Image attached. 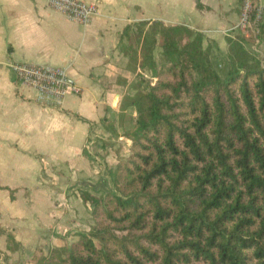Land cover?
Wrapping results in <instances>:
<instances>
[{
    "label": "trees",
    "instance_id": "obj_1",
    "mask_svg": "<svg viewBox=\"0 0 264 264\" xmlns=\"http://www.w3.org/2000/svg\"><path fill=\"white\" fill-rule=\"evenodd\" d=\"M244 41L225 38L218 68L217 45L195 29L148 21L123 29L118 49L135 77L117 119L128 153L108 171L111 189L80 191L89 230L27 262L264 264V67ZM0 236L7 253L21 251L11 231Z\"/></svg>",
    "mask_w": 264,
    "mask_h": 264
},
{
    "label": "crops",
    "instance_id": "obj_2",
    "mask_svg": "<svg viewBox=\"0 0 264 264\" xmlns=\"http://www.w3.org/2000/svg\"><path fill=\"white\" fill-rule=\"evenodd\" d=\"M77 1L97 7L86 25L51 10L47 0H0V188L13 191L11 199L9 190H0L8 202L0 228L22 246L8 254L0 236V252L14 264H32L27 260L36 249L70 244L92 225L90 207L76 190L105 187L99 183L101 169L84 151L91 129L119 115L134 76L118 49L123 29L139 21L183 25L226 53L225 38L240 5V0H199L202 8L196 0ZM14 63L65 68L81 92L67 95L60 107H41L35 91L16 81Z\"/></svg>",
    "mask_w": 264,
    "mask_h": 264
},
{
    "label": "built area",
    "instance_id": "obj_3",
    "mask_svg": "<svg viewBox=\"0 0 264 264\" xmlns=\"http://www.w3.org/2000/svg\"><path fill=\"white\" fill-rule=\"evenodd\" d=\"M47 6L82 25L88 24L97 13L95 4L77 0H47ZM263 20L264 0H240L238 20L228 35H250L256 39L257 26ZM11 69L18 83L35 91L34 101L41 107H60L67 95H78L81 92L65 68L14 63Z\"/></svg>",
    "mask_w": 264,
    "mask_h": 264
},
{
    "label": "rangeland",
    "instance_id": "obj_4",
    "mask_svg": "<svg viewBox=\"0 0 264 264\" xmlns=\"http://www.w3.org/2000/svg\"><path fill=\"white\" fill-rule=\"evenodd\" d=\"M257 39V42H256ZM254 38L252 36H244V46L245 48L250 51L251 55L254 56L261 64L262 67H264V41L260 40L259 38ZM214 51V55L216 56V63L221 64L220 67L218 68H223L224 64H225V54L226 53H221V51L219 50V52H217L216 50ZM159 54H160V49L157 48L155 50V57L156 59L159 58ZM222 66V67H221ZM131 81L130 83H134L135 82V77L130 76L129 80ZM133 81V82H132ZM128 90H125L124 94L128 93ZM111 121L112 124L114 123L115 125V131L111 132L110 130L105 129L107 127V124H102L100 123V125L97 127V130L95 129V131L93 129H91L94 134L90 137V143L87 144V146L89 147V149L84 151V154L86 155V157L88 158V160L93 163L95 166H99V168L101 169V176L99 179V183H104L105 187L102 189V191H106L111 189V183H110V177L107 173V171L113 170L116 163H117V159L122 156H126L128 153V145L130 144V142H126L125 138H123V133L125 128H122L123 126H119L117 125V117L118 115H111ZM117 125V126H116ZM93 128V127H91ZM122 133V134H121ZM122 139H121V138ZM83 189L82 187H80L78 190H76V194H78V197H80V190ZM93 193V191H92ZM81 199V198H80ZM89 206V205H88ZM8 207V202H4L1 200L0 198V216L2 215V213H7ZM90 207V206H89ZM90 213H91V207H90ZM93 224V221H92ZM0 256V264H6L4 262V257L3 254L1 253ZM8 254H11L8 252ZM8 264H14L11 261V257H9L8 255Z\"/></svg>",
    "mask_w": 264,
    "mask_h": 264
}]
</instances>
